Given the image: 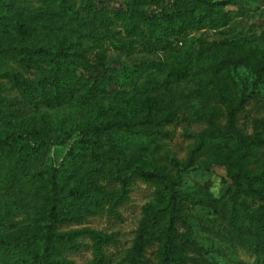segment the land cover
<instances>
[{"label": "rangeland", "instance_id": "rangeland-1", "mask_svg": "<svg viewBox=\"0 0 264 264\" xmlns=\"http://www.w3.org/2000/svg\"><path fill=\"white\" fill-rule=\"evenodd\" d=\"M210 1L227 2V23L220 21L216 28L193 30L185 37L174 39L165 49H137L129 53L106 43L90 50L89 61L95 62L96 52L106 49L105 63L97 73H88L81 68L78 71L93 78L98 73L111 76L107 92L89 94L80 87L60 106H33L3 74L10 70L27 78H37L44 73L37 64L31 62L26 66L25 61L11 54L0 59V110L9 112L0 119V139L15 135L11 140L12 151L2 153L5 160L10 163L13 152L22 146H38L47 136L54 137V142L28 167L16 170L14 177L5 174L0 161V242L14 241L27 226L34 227L42 218L38 187L46 183V179L27 185L21 200L12 199L15 187L31 173H50L62 168L64 189L72 190L81 189L86 174L101 167L100 172L94 173V182L108 190H117L120 182L112 175L113 159L121 157L129 159L130 164L164 168L176 176L178 167L172 159L188 160L199 134L210 127L208 113H213L212 120L222 130L230 121V106L244 94L250 97L244 109L238 112L236 126L242 135H253L255 119L264 118V82H256V70L264 59V0ZM27 4L32 10L38 7L56 9L52 0H28ZM59 20L57 25L65 26L61 34L71 39L81 38L86 31L67 18ZM6 41L19 47L26 43L10 36ZM39 43L35 41L34 44ZM84 43L89 44L91 40L84 39ZM115 123L122 124L138 141L131 140L118 146L108 141L104 146L96 147V151L102 150L109 157L101 163L89 147L94 143L93 132L100 134L102 128ZM156 130L168 136L156 134L150 143L148 133ZM263 130L264 127L259 132ZM84 136L89 145L82 146L78 153L67 158L66 154L71 153L73 145ZM228 160L221 149L211 144L189 170L181 172L182 188L190 195L185 198L187 221L179 229L192 233L208 250L206 257L209 260L219 264H263L259 255L236 240L229 223L234 186L225 164ZM263 165L264 150L249 167L259 171ZM129 189L127 198L115 211L109 202H105L97 214L60 229L89 227L112 235L114 240L105 247L109 264H128L127 251L133 245L144 207L156 202L154 184L136 177ZM193 195L206 199L200 202L191 197ZM242 199L243 195L237 201ZM246 200L253 208L261 206V202L253 197ZM8 203L10 208L6 210ZM82 242L80 251L68 252L65 258L76 264H92L91 240L84 237ZM156 250V241L146 250L151 264L157 262ZM190 255L198 254L193 251ZM7 258L5 252L0 253V264H6Z\"/></svg>", "mask_w": 264, "mask_h": 264}, {"label": "trees", "instance_id": "trees-1", "mask_svg": "<svg viewBox=\"0 0 264 264\" xmlns=\"http://www.w3.org/2000/svg\"><path fill=\"white\" fill-rule=\"evenodd\" d=\"M28 0H0V59L8 54L18 60L31 62L42 68L44 73L37 78H27L23 74L7 70L3 74L10 78L14 88L33 106H60L71 98L78 89L84 88L89 94L106 93L111 76L96 74L95 78L79 72L97 73L107 59L106 49L96 52L95 62L89 61L90 50L103 47L106 43L121 52H134L137 49L153 51L167 48L174 39L185 37L193 30L205 27L216 28L219 22L227 23L229 14L225 10L227 2L210 0H52L56 9L38 7L32 10ZM218 16V17H217ZM59 18L69 19L86 31L81 38L71 39L65 26L57 25ZM96 32L97 36H93ZM13 37L25 41L23 47L9 44L6 39ZM91 43H84V39ZM48 39V40H47ZM44 43H41L42 41ZM35 41L40 42L34 44ZM256 82H264V59L256 70ZM250 95L244 94L234 106H230V121L222 130L212 120L213 113L207 115L210 127L199 134L196 145L191 149L188 160L172 159L178 167L176 176L164 168L144 167L130 164L129 159L115 157L112 175L120 182L117 190L94 182V173L100 168L90 170L80 189H64L61 179L62 168L50 173H31L15 187L12 199H22L21 193L27 185L40 180L46 183L38 187L41 202L39 223L27 226L14 241L0 242V253L5 252L6 264H76L66 259L68 252H78L84 245L82 239L91 240L92 264H109L110 258L105 247L114 238L112 235L85 227L62 231L63 225L77 223L85 217L98 213L100 206L109 202L115 211L128 195L129 186L136 177L156 186V202L144 207V216L140 222L133 245L127 251L128 264H151L146 250L157 242L155 264H219L209 260L208 250L197 241L189 231L179 229L187 220L185 198L182 188L184 180L181 172L189 170L199 155L209 146L221 149L229 159L226 161L228 176L232 180L234 192L229 223L236 240L250 251L259 255L264 264V165L259 171L249 166L258 160L264 150V118L255 119L253 135H242L237 129L238 112L243 110ZM9 114L0 110V119ZM168 136L161 130L149 132V142L153 136ZM12 136V139L10 137ZM15 135L0 139V161L5 174L16 175L33 162L40 152L54 142L53 135L44 138L38 146H22L13 152L10 163L3 152H11V140ZM94 143L90 145L92 155L101 163L109 160L108 155L96 151L106 142L126 144L138 141L132 132L122 124H108L100 134L93 132ZM152 139V140H151ZM151 140V141H150ZM89 145L87 136L79 139L66 157L78 153L82 146ZM227 150V151H225ZM209 170V169H208ZM243 195V199H237ZM196 198V196H191ZM253 197L261 202L258 208L251 207L246 198ZM205 197H197L203 202ZM8 202V201H7ZM9 203L5 209L9 210ZM198 255H190V252Z\"/></svg>", "mask_w": 264, "mask_h": 264}]
</instances>
